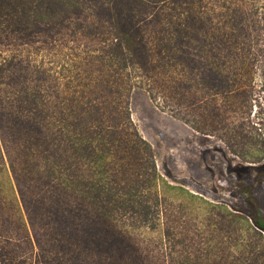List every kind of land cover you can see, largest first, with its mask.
Here are the masks:
<instances>
[{
    "label": "trees",
    "instance_id": "trees-1",
    "mask_svg": "<svg viewBox=\"0 0 264 264\" xmlns=\"http://www.w3.org/2000/svg\"><path fill=\"white\" fill-rule=\"evenodd\" d=\"M67 31L97 48L58 71L22 47L0 51V264H264V213L243 184L254 212L222 217L244 218L252 236L228 239L230 253L189 252L188 222L199 219L201 237V204L211 202L159 173L129 110L144 88L162 110L260 161L248 116L256 77L264 91L263 0H0L1 36L34 44ZM42 43L35 53L51 54ZM187 85L203 107L222 109L218 120L188 116L178 103ZM227 108L237 122L223 123Z\"/></svg>",
    "mask_w": 264,
    "mask_h": 264
},
{
    "label": "rangeland",
    "instance_id": "rangeland-1",
    "mask_svg": "<svg viewBox=\"0 0 264 264\" xmlns=\"http://www.w3.org/2000/svg\"><path fill=\"white\" fill-rule=\"evenodd\" d=\"M37 40L38 42L31 44L25 37L18 40L0 35V51L2 49L3 53L10 54L15 52L16 48L22 47L23 57L35 58L58 71L62 63L76 64L87 55L88 50L97 48L94 41L88 38L82 40L68 31L60 34L47 32ZM42 42L52 47L51 54L41 51L35 53V46L43 44ZM82 65L86 70L87 64ZM76 82L79 89L80 84H84L86 79ZM187 82L189 86L192 84L190 78ZM254 84V106L248 118L257 128L252 129L253 134L264 142V91L260 89L259 78H255ZM188 85L184 89L182 102H178L184 104L188 116L203 122L208 120L207 115L211 120H218L222 109L215 111L210 105L203 107L202 94L196 92L192 85L191 87ZM173 88L172 95L177 93L178 89ZM129 110L138 132L151 145L159 173L170 183L180 185L211 202V205L201 204L206 210V221L199 225L202 230L201 237L196 235L195 230L199 219L194 218L188 222L185 239L190 246L189 252L192 254L208 249L230 253L235 250L233 245L231 248L230 240L235 242L234 238L238 241L242 236L247 237L249 234L252 236L253 231L248 228L244 218L237 217L235 221L230 222L222 216L226 215V208L245 217L254 212L252 203L245 200L237 191V184H243L249 189L255 204L264 213V155L258 162L243 160L232 153L217 134L212 131L205 133L196 130L191 124L162 110L144 88H137L130 93ZM223 113L225 115L223 123L232 124L237 120L230 108ZM199 202L202 203L201 200ZM250 222L253 224L251 217ZM214 234L218 237H214ZM258 242L262 244L264 239L258 237ZM260 256L264 259V255ZM255 264L259 262L255 261Z\"/></svg>",
    "mask_w": 264,
    "mask_h": 264
}]
</instances>
